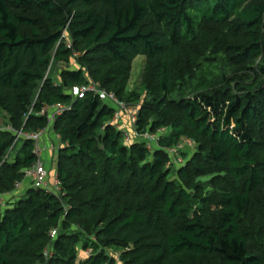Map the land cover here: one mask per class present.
<instances>
[{
    "label": "trees",
    "instance_id": "16d2710c",
    "mask_svg": "<svg viewBox=\"0 0 264 264\" xmlns=\"http://www.w3.org/2000/svg\"><path fill=\"white\" fill-rule=\"evenodd\" d=\"M0 116V264H264V0H0ZM40 130L57 194L14 187Z\"/></svg>",
    "mask_w": 264,
    "mask_h": 264
},
{
    "label": "built area",
    "instance_id": "2783aa9c",
    "mask_svg": "<svg viewBox=\"0 0 264 264\" xmlns=\"http://www.w3.org/2000/svg\"><path fill=\"white\" fill-rule=\"evenodd\" d=\"M87 92H94L98 95L101 100H108L112 102V104L116 107V111L113 115V121L120 122V114L121 112H125L126 117L128 118L130 125L133 127L136 122V111L133 108L126 107L123 103L119 102L113 94H107L104 91L97 90L95 84H89L86 87H75L72 88L71 94L74 97L83 98ZM65 109L57 104L51 107H44L41 111V114L49 113V120L52 119L56 115H61ZM31 112V111H30ZM29 112V113H30ZM166 133V130L160 129L155 133L145 132V133H137L134 132L133 136H130L127 132L123 133V139L125 143H130L133 140H140L145 143L146 148L152 151L155 148H158V142L160 138ZM45 134L44 130L37 131L31 134H22L21 132H17L16 136L25 137L33 141V153L36 156L37 160L33 163V165L25 170L24 177L21 182H16L14 187L15 190H19L24 183L27 185H31L34 188L43 189L46 192L57 194L59 191V182L56 179V175L50 180L47 169L44 166L43 161L41 160V154L43 149L41 148L42 139ZM185 146H193L192 142L186 140L181 142L180 144L167 149L165 152L168 155L170 161L169 165H178L182 162L180 157V152L184 150ZM2 200L0 199V203ZM56 230L51 231L50 237L53 238L55 236ZM47 255V251L45 252V256Z\"/></svg>",
    "mask_w": 264,
    "mask_h": 264
},
{
    "label": "rangeland",
    "instance_id": "374dc122",
    "mask_svg": "<svg viewBox=\"0 0 264 264\" xmlns=\"http://www.w3.org/2000/svg\"><path fill=\"white\" fill-rule=\"evenodd\" d=\"M143 61H144V57L139 56L132 62L131 77H130L129 84H128V90L132 89V88L136 89L139 86L140 78H141V74H142V69H143V65H144ZM71 67L75 68V65L73 63H71ZM60 69H61V65L58 66L56 68V70L54 68L55 72L52 73V78H54L55 80H58V75H59V70ZM120 119H121L120 121L122 122L121 126H122V129L124 130V132H127L130 136H133L134 129L130 125V122H129L128 118L126 117L125 112H121ZM5 123H6L5 117L0 116V126H3V124H5ZM50 142H51L50 146H51V149H52V156L47 161L44 158V151H42L41 160L43 161V163H44V160H46L45 163H44V166L47 169L48 174H49V171L52 172V173L50 172L51 175L49 174V177L51 179L55 175V173H54V171H55L54 164H55V160H56L55 153L57 152V148H58L57 147L58 146L57 137H53V139H50ZM122 143H124V142H122ZM21 144H22V141L20 139L18 141V143H17V149L21 146ZM192 147L193 146H189V147L185 146L184 150H186L188 152L185 155V159H187L189 157L190 152L192 151ZM41 148L43 149L42 145H41ZM170 176H172V174H170ZM16 195H19V194H16ZM2 203H4V202H2ZM11 206H12L11 204L8 205V203H7L2 208L3 209L5 207L10 208Z\"/></svg>",
    "mask_w": 264,
    "mask_h": 264
},
{
    "label": "crops",
    "instance_id": "0c3cea01",
    "mask_svg": "<svg viewBox=\"0 0 264 264\" xmlns=\"http://www.w3.org/2000/svg\"><path fill=\"white\" fill-rule=\"evenodd\" d=\"M47 133V132H46ZM55 137H57V136H55ZM50 139H53V136H50V135H44L43 136V139H42V146H43V151H44V158L48 161L50 158H51V156H52V149H51V146H50V144H51V142H50ZM57 141H58V137H57ZM55 155H56V153H55ZM46 160H44V163H45V161ZM48 163V162H47ZM47 165V164H46ZM51 171H49V174L51 175V173H50ZM54 173H55V171H54ZM48 174V175H49ZM54 175V174H53ZM53 178V177H52ZM51 178V179H52ZM49 179H50V177H49ZM50 179V180H51Z\"/></svg>",
    "mask_w": 264,
    "mask_h": 264
}]
</instances>
